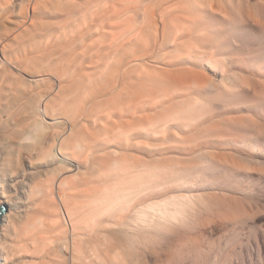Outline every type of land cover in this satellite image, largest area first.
Here are the masks:
<instances>
[{
	"label": "rangeland",
	"instance_id": "rangeland-1",
	"mask_svg": "<svg viewBox=\"0 0 264 264\" xmlns=\"http://www.w3.org/2000/svg\"><path fill=\"white\" fill-rule=\"evenodd\" d=\"M40 1L44 4L43 0ZM109 1L101 0V6L97 5L102 8L104 2L112 3L114 0ZM114 6V14L119 16L115 18V24L121 30L112 29L102 19L104 30L101 29V38H110V34L123 32L124 27H130L126 36L122 32L116 35L123 36L121 39L118 37L120 42H130L131 39V45L126 54L119 43L120 50L124 51L119 57H126L129 63H123L120 68L118 55L114 62L120 64L112 61L115 54L111 56L112 59L109 57L112 62L108 61V64L113 63L114 71L117 70L115 77L120 75L118 78H122L117 72L124 74L127 68L132 67L131 82L139 84L143 81L138 86L135 83L134 87L136 90L138 88L137 91H146L148 109L153 111L154 119L160 118L158 123L150 117L151 125L144 128L150 134L145 130L146 138L143 140L146 144L159 142L161 148H157V144V149L152 144L149 146L154 149L144 146L147 148L145 155L141 153L138 156L144 155L146 160L150 158L147 166L150 167L151 163L152 166L148 173L147 169L133 173L136 177L132 176L128 181L135 186L125 183L131 190L118 185L117 189L123 191L106 188L101 195L103 197L89 204L84 218L85 227L92 226V223L98 227L100 221H104L99 219L105 209L106 212L111 209L109 213L112 218L109 214L102 217L111 218L109 229H114L110 226L115 222L112 221L115 213L114 216L129 214L118 221L121 219V222L127 223L126 227L119 228L131 240L127 241L121 236L120 242L134 243V246L137 244L145 249L143 257L141 253L138 257L134 256V260L137 258L134 264H264V0H116ZM105 29L108 32H104L106 37L103 34ZM132 32L133 35L137 33L136 37ZM149 34H152L151 37ZM120 50L118 48L117 52ZM130 59L133 63H130ZM114 64L119 69H115ZM124 65L127 67L122 71ZM158 97L161 98L160 103ZM154 127L158 131L153 133L160 137L159 140H156L157 137L151 139ZM124 140L123 144L129 142V139ZM126 149L121 162L113 160L107 172L99 171L98 175L110 172L111 176V170L115 167L122 169L131 164L136 153ZM149 149L152 150L151 154ZM160 149L163 152L156 153ZM153 150L156 151L153 153ZM105 175L101 177L105 178ZM139 175L142 182L137 181L138 186L135 183ZM131 185L137 189L134 191ZM105 198L106 203L101 200ZM111 204L115 206L112 208ZM95 219L98 220L97 225ZM137 238H140L139 243Z\"/></svg>",
	"mask_w": 264,
	"mask_h": 264
},
{
	"label": "bare ground",
	"instance_id": "bare-ground-1",
	"mask_svg": "<svg viewBox=\"0 0 264 264\" xmlns=\"http://www.w3.org/2000/svg\"><path fill=\"white\" fill-rule=\"evenodd\" d=\"M97 1L43 0L44 4H41L40 0H0V264H134L137 260H134V256L145 252L144 246L120 242L121 236L127 238V241L131 240L130 236L121 230L127 226L126 222H121L123 213L120 217L116 215L117 219L114 218L116 213L112 214V221L115 222H112L113 226L111 224L110 227L114 229L108 228L112 218L109 213L111 209H108V212L105 209L106 213L100 215L99 221H104H100L99 225L96 224L99 216L94 217L98 227H94V223H90L93 228L90 224V227L84 225L89 204L103 197L101 195L106 188L123 191L119 187H124L128 190L129 186L125 183L133 184L128 181L134 176L133 173L145 172L146 169L148 173L152 163L148 167L150 158H143L147 149L145 145H148V148L152 145L156 148L155 144L157 148L160 147L159 142H150L151 145L143 140L146 138L145 130L149 131L144 128L151 125L150 117H153V111L148 109V96L144 94L146 91H137L138 88L136 90L134 87L135 83L138 86L143 81H139V84L134 81L133 84L130 78L132 67L125 70V67L133 64L124 65V74L117 72L122 78H118L120 75L115 77L117 70L114 71L113 63L108 64L115 54L112 61L121 60V64L114 62L120 64V68L123 63H129L126 57L119 56L123 51L120 50L121 44L125 53L129 52L131 39L130 42H120L122 31L116 32L120 33L119 35L112 33L110 38H107L106 29L103 31V34L106 32V38H101V29L104 28L102 19H105L107 26L112 29L121 30L115 24V20L119 18L118 15L115 16L116 10L115 6L113 7L116 0H112V3L111 0L110 3L104 2L106 6L103 7V4L102 8L98 6H101V0ZM126 28H123L124 36L130 27ZM135 35L133 36L136 37ZM143 46L147 47L145 44ZM121 55L123 56V53ZM122 59L126 62H122ZM130 63H133L131 59ZM158 100L160 103L161 98ZM157 118L156 120L153 117V120L158 122L160 118ZM154 131L158 130L154 127L151 139L157 137ZM157 138L156 140H159L160 137ZM124 139H129V142L123 144ZM125 148L133 150L137 156L141 153L144 155L136 157V154H133V161L127 167H115L116 170L113 171L118 172L113 173L111 170V176L110 172L106 175L103 172L105 178L101 177L103 174L99 176L101 171L107 172L113 160L118 159L119 163L124 159ZM148 151L152 152L150 149ZM155 151L153 150V153ZM161 151L163 152V149L157 150L156 153L160 154ZM161 168L163 171V167ZM139 177L142 176H137L136 182L141 181ZM133 189L135 191L137 188ZM101 200L105 202L106 198ZM143 203L145 204V200ZM163 212L165 215V210ZM105 214H109L110 220L102 219L108 216ZM128 216L129 214L124 217Z\"/></svg>",
	"mask_w": 264,
	"mask_h": 264
}]
</instances>
